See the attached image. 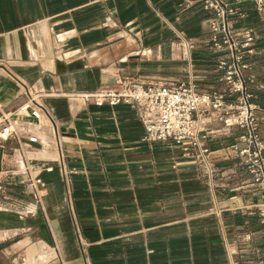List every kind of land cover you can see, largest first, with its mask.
<instances>
[{"label":"crops","instance_id":"1","mask_svg":"<svg viewBox=\"0 0 264 264\" xmlns=\"http://www.w3.org/2000/svg\"><path fill=\"white\" fill-rule=\"evenodd\" d=\"M240 8L233 25L255 34L250 91L264 107V7ZM208 19L200 0H0V104L13 113L23 85L91 92L117 75L217 88ZM41 101L65 129L62 157L47 120L31 121L37 141L23 139L22 158L41 172L43 195L36 203L23 176L4 178L0 264H264L263 199L230 153L235 127L207 125L211 176L174 141L143 140L127 104ZM257 120L264 143V113ZM18 146L0 141V169L18 167Z\"/></svg>","mask_w":264,"mask_h":264},{"label":"built area","instance_id":"2","mask_svg":"<svg viewBox=\"0 0 264 264\" xmlns=\"http://www.w3.org/2000/svg\"><path fill=\"white\" fill-rule=\"evenodd\" d=\"M247 1L257 9L264 7V0H200L209 11L207 28L209 42L217 53V88L202 90L192 79L165 82L117 75L112 87H101L91 92H57L52 88L34 91L32 85H23L26 101L13 113L3 110L0 104V141L15 139L21 153L20 157H11V161L18 164L17 168L0 169V210H7L4 203L10 201L4 185L5 177L23 176L35 202L41 203L44 187L41 172L33 173L27 160H23L21 144L24 138L29 142L37 141V137L26 128L31 121L44 118L51 127L55 122L41 97L62 95L73 102L96 106L129 105L140 117L144 128L143 140L174 141L183 156L191 158L211 176L216 174V168L210 157L208 138L214 130L207 125L218 123L227 133L235 127L239 132L230 145V153L250 175V185L261 192L263 200L258 204L257 217L264 237V143L258 132L257 120V113H264V107L253 101L250 91L253 79L248 74L247 62V58L256 52L255 34L250 27L241 26L236 30L233 25L234 19L244 17L240 6ZM183 46L188 48L191 43L185 42ZM60 137L61 134L54 133L58 159L62 157ZM51 169L48 166L43 170Z\"/></svg>","mask_w":264,"mask_h":264},{"label":"water","instance_id":"3","mask_svg":"<svg viewBox=\"0 0 264 264\" xmlns=\"http://www.w3.org/2000/svg\"><path fill=\"white\" fill-rule=\"evenodd\" d=\"M52 127H53V130H54V133L57 134V135H58V133L62 135L65 132L64 127H60L59 125H57L56 122H52ZM59 152L61 154L60 149H59Z\"/></svg>","mask_w":264,"mask_h":264}]
</instances>
